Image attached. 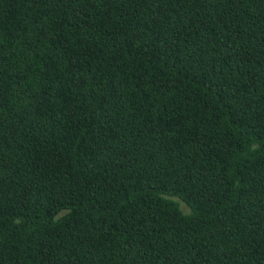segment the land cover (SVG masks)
I'll use <instances>...</instances> for the list:
<instances>
[{"label":"trees","instance_id":"1","mask_svg":"<svg viewBox=\"0 0 264 264\" xmlns=\"http://www.w3.org/2000/svg\"><path fill=\"white\" fill-rule=\"evenodd\" d=\"M0 264H264V0H0Z\"/></svg>","mask_w":264,"mask_h":264}]
</instances>
